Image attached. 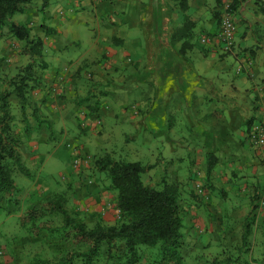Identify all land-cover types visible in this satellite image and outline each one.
<instances>
[{
	"label": "crops",
	"instance_id": "crops-1",
	"mask_svg": "<svg viewBox=\"0 0 264 264\" xmlns=\"http://www.w3.org/2000/svg\"><path fill=\"white\" fill-rule=\"evenodd\" d=\"M187 2L188 8L182 12L177 0H75L73 12L69 10L71 16L67 17L60 16V10L55 12V3L46 12L49 27L54 29L49 35L50 78L62 87L58 94L71 95L75 86L81 93L90 85L93 90H107L109 97L94 104L93 112L87 107L89 112L80 115L84 127L97 128L95 118L103 115L119 124L115 125L118 129L129 124L125 143L131 139L141 143L130 148V153L138 158L145 153L152 155V169L163 168L161 181L167 180L166 166L174 178L182 177L184 159L202 166L207 163V168L214 162V168L220 159L232 158V165L242 173V182L254 186L253 196L259 191L264 194V160L247 141L249 122L264 116V15L254 0L238 8L235 50L228 55L237 67H231L215 36L220 17L232 0ZM79 7L88 13L72 14ZM92 23L95 29L91 32L81 28ZM69 36L73 40L65 38ZM213 45L218 47L214 49ZM240 64L245 65L238 72ZM83 68L92 74L87 88L81 83L75 85V79L67 82L72 70ZM131 97L139 99L144 113L125 111ZM54 114L62 120L69 118L65 109H57ZM33 147L34 153L40 149ZM83 151L81 154H86ZM185 152L190 155L183 158ZM85 173L83 181L88 179ZM95 179L91 196L82 195L77 201L83 206L87 203L92 207L104 198L98 197L102 181ZM115 210L103 212L109 224L116 221Z\"/></svg>",
	"mask_w": 264,
	"mask_h": 264
},
{
	"label": "rangeland",
	"instance_id": "rangeland-1",
	"mask_svg": "<svg viewBox=\"0 0 264 264\" xmlns=\"http://www.w3.org/2000/svg\"><path fill=\"white\" fill-rule=\"evenodd\" d=\"M108 1L102 0L100 3ZM41 3V0L33 1L24 13L16 14L12 20L30 28V37L33 42L37 38L44 40L42 57L33 54L29 49V42L12 37L8 26L4 27V36L1 39L0 94L10 92L6 101L8 105L6 123L9 125V133L20 136L21 145L18 147V152L23 164L30 170V175H24L17 169L14 172V178L20 190L11 196L0 198V251H3V255H0V264H45L44 261L55 264L57 258L64 254V250H61L62 243L59 242L57 235H51L49 230H41L36 237L22 224V216L32 208H39L50 196L61 195L65 199V207L82 218L90 227L100 220L110 222L104 218L103 212L116 209L113 206L114 193L108 188L110 180L107 173L102 172L103 177L99 178L101 173L96 164L99 158L106 156L104 155L106 152L116 160L140 161L144 165L154 164V161L151 162L154 157L149 153H140L143 156L139 155V158L130 153V148L141 146V143L139 139H131L127 144L125 143L124 132L131 130L129 124H123L118 129L116 126L119 124L103 115L101 116L102 124L98 128L84 127L80 115L88 111L87 107L97 105L103 98H108L107 90H93L91 85L82 93L77 91L75 86L72 88L71 95L58 94L50 90L54 81L50 78L49 72V34L46 35L47 31L44 29L45 26L49 28L47 13L57 3L53 7L56 13L60 10L58 13L60 16H71L69 10L73 12L75 0H50L44 13L40 11ZM255 3L256 0H254ZM81 8L79 7L72 14L88 13L83 12ZM228 10L238 25L235 18L237 12L234 13L229 7ZM20 18L26 20H20ZM261 26H264V22ZM81 28L91 32L95 29V25L94 23L82 25ZM65 38L73 40L72 36ZM213 47L215 49L218 46L213 45ZM202 48L204 50L205 47L202 45ZM249 50L251 47L247 51ZM228 55L225 56L228 57L230 66L236 67L235 60ZM34 58L36 59L34 74L41 79V83L39 86H36L34 82L31 83L35 88L26 93L27 103L22 107L17 96L12 94L11 82L17 79L18 74L22 73V70ZM72 61L68 62L70 66ZM67 68L69 69V66ZM84 69L72 70V75L67 76V82L75 79L73 81L76 82L75 85L79 86L81 83L87 88L86 84L93 79L91 73V79L87 77V70ZM85 74L86 78L83 79ZM111 82L113 83L114 80ZM138 101V98L131 97L125 111L129 113L136 111L137 115L144 113ZM1 103L0 100V105ZM57 109L67 110L69 118L65 120L57 118L54 114ZM3 116L4 111L0 110V119ZM94 141L98 145L97 148L94 147ZM34 145L40 148L36 153H34ZM81 150H84L86 154H81ZM254 151L260 153L264 160V147ZM185 154L183 158L190 155L188 152ZM77 157L83 162L76 167L74 160ZM220 161V164L212 169L209 178L207 163L202 166L196 161L192 164L184 159L182 165H185V168L180 174L182 177L175 178L166 166L167 180H178L182 189L181 205L185 217V237L181 251L185 257L184 263L211 264L214 258L224 260L239 257L241 258L239 264L245 261L251 264H264V194L259 191V197L253 196L254 186L249 182H242L244 179L241 176L242 173L232 165V158H229V161L221 159ZM155 164L157 165V161ZM85 172L88 179L83 181L81 177L86 174ZM162 175H164L163 168L158 169L156 166L142 178L144 183L156 186L160 184ZM95 178L102 181L101 194L98 191L100 194L98 197L104 198L92 205V207L95 205V208L87 206V203L83 206L77 201L82 199V195L91 196L93 184L90 185L87 182ZM102 200L104 202L101 203ZM256 204L257 207H254ZM254 208L257 209L254 212L251 235L248 243L243 246L242 234L245 221ZM115 213L117 215V210ZM52 218L55 225L61 224L60 216ZM44 221L49 222V215L41 217L37 224ZM140 253L142 258L137 264H162V260H158L159 257L154 249L141 246ZM81 263L80 260L74 261V264ZM97 264H104V259L100 257Z\"/></svg>",
	"mask_w": 264,
	"mask_h": 264
},
{
	"label": "trees",
	"instance_id": "trees-1",
	"mask_svg": "<svg viewBox=\"0 0 264 264\" xmlns=\"http://www.w3.org/2000/svg\"><path fill=\"white\" fill-rule=\"evenodd\" d=\"M33 1L35 0H0V42L4 36L3 29L8 26L12 37L29 42V49L33 54L42 57L44 40L37 38L33 42L30 37V28L12 20L16 14L24 13ZM41 1L40 11L44 13L50 0ZM246 1L232 0L229 8L235 13ZM177 2L180 10L185 12L188 8L187 0H177ZM256 4L264 15V0H256ZM44 29L47 31L46 35L54 32V29L50 27L45 26ZM184 51L186 50H183V53ZM231 52H224V54L228 55ZM35 62L34 58L22 70V73L18 74L17 79L11 82L12 94L17 96L22 107L27 103L26 93L35 88L31 83L34 82L36 86L41 83V79L34 74ZM244 65H238V72L244 69ZM87 76L91 77L90 72ZM54 86L52 84L50 87L52 92ZM8 95L10 92L0 94L2 102L0 110L4 111V116L0 119V198L11 196L20 190L14 178V172L17 169L24 175H30V170L23 164L18 152V147L21 145L20 136L8 132L9 125L6 123ZM89 107L93 112L94 106ZM98 119L102 120L96 117L95 121ZM248 125L247 141L251 148L256 150L258 148L254 144L253 132L257 127H264V116L260 120L249 122ZM96 126L98 128L100 124L96 123ZM96 164L99 172L107 173L110 180L109 190L116 192L114 203L119 213L115 223L109 224L100 220L90 227L82 218L65 207V199L61 195L50 196L39 208H32L22 216L23 226L34 236L38 237L41 230H49L51 235H57L59 242L62 243L61 250H64V254L57 258L55 264H74L75 260H80L81 264H97L100 257L104 259V264H137L142 258L141 246L154 249L159 257L158 260H162V264H185V257L181 251L185 237V217L181 205L182 189L178 180L164 179L156 186L146 184L142 177L154 167L152 164L144 165L140 161L116 160L106 155L99 158ZM213 165L214 162H211L207 169L208 178ZM256 195V197L259 196V194ZM254 207H257V204ZM256 209L254 208L246 218L242 234L243 246L248 243L251 235ZM48 215L49 222L37 224L41 217ZM53 216H60L61 224L55 225ZM240 260L239 257L224 260L214 258L211 264H239ZM44 263L49 262L44 261ZM243 264L251 263L245 261Z\"/></svg>",
	"mask_w": 264,
	"mask_h": 264
},
{
	"label": "built area",
	"instance_id": "built-area-1",
	"mask_svg": "<svg viewBox=\"0 0 264 264\" xmlns=\"http://www.w3.org/2000/svg\"><path fill=\"white\" fill-rule=\"evenodd\" d=\"M101 1V0H96ZM228 7L226 8L225 12L222 14L221 17V25H220V31L218 33L217 41L220 44V48L224 52H231L235 46V35L237 32V25L235 21L233 20L232 15L230 14ZM62 13V12H61ZM60 88H62L60 85H55L53 87V92L59 93ZM96 123L99 125L102 124V120L98 119ZM254 134V144L257 148L264 147V127H257L256 130L253 132ZM82 159L81 158H75L74 164L75 166L81 165ZM88 183H91V181H88ZM117 213H119L117 211ZM0 255H3V251H0Z\"/></svg>",
	"mask_w": 264,
	"mask_h": 264
},
{
	"label": "clouds",
	"instance_id": "clouds-1",
	"mask_svg": "<svg viewBox=\"0 0 264 264\" xmlns=\"http://www.w3.org/2000/svg\"><path fill=\"white\" fill-rule=\"evenodd\" d=\"M228 6H229V5H228ZM235 44H236V41H235ZM88 181H91V183H92V179H91V180H88ZM91 183H88V182H87V184H90V185H91Z\"/></svg>",
	"mask_w": 264,
	"mask_h": 264
}]
</instances>
